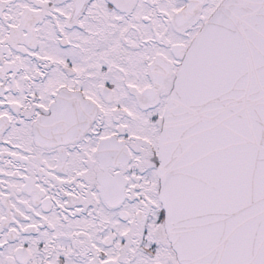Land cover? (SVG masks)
I'll use <instances>...</instances> for the list:
<instances>
[{"label": "snow or ice", "instance_id": "snow-or-ice-1", "mask_svg": "<svg viewBox=\"0 0 264 264\" xmlns=\"http://www.w3.org/2000/svg\"><path fill=\"white\" fill-rule=\"evenodd\" d=\"M0 264H264V0H0Z\"/></svg>", "mask_w": 264, "mask_h": 264}]
</instances>
